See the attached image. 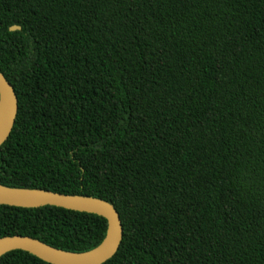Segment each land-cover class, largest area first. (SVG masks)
Masks as SVG:
<instances>
[{
	"label": "trees",
	"instance_id": "1",
	"mask_svg": "<svg viewBox=\"0 0 264 264\" xmlns=\"http://www.w3.org/2000/svg\"><path fill=\"white\" fill-rule=\"evenodd\" d=\"M0 72V185L111 202L123 238L100 264H264V0H0ZM107 226L0 203V237L65 251Z\"/></svg>",
	"mask_w": 264,
	"mask_h": 264
},
{
	"label": "water",
	"instance_id": "2",
	"mask_svg": "<svg viewBox=\"0 0 264 264\" xmlns=\"http://www.w3.org/2000/svg\"><path fill=\"white\" fill-rule=\"evenodd\" d=\"M19 28L18 25L11 26L12 30ZM17 112V94L10 81L0 72V146L11 133ZM0 203L23 207L56 205L96 213L106 218L108 223L105 238L88 251H65L30 235L14 234L0 237V256L11 250L22 249L52 264H100L117 252L123 238V225L118 210L111 202L100 197L44 188H11L0 185Z\"/></svg>",
	"mask_w": 264,
	"mask_h": 264
}]
</instances>
